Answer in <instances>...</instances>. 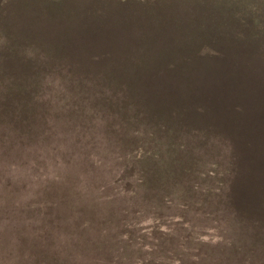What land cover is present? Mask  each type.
Instances as JSON below:
<instances>
[{"label":"rangeland","instance_id":"374dc122","mask_svg":"<svg viewBox=\"0 0 264 264\" xmlns=\"http://www.w3.org/2000/svg\"><path fill=\"white\" fill-rule=\"evenodd\" d=\"M149 1L0 0V264L75 260L105 264L100 256L108 241L116 242L133 264L139 258L148 259L146 264L160 259L176 264L173 257L185 264H214L209 254L225 246L215 245L220 232L212 227L213 216L230 218L227 233L231 240L223 244L239 235L245 241L242 229L248 236L255 233L254 228L232 222L221 174L226 168L232 170L229 164L234 158L240 172L239 148L250 147L244 134L237 132L243 127L234 124L242 123L239 115L244 114L238 113L239 107L231 108L226 91L232 92L231 81H238L239 88L253 82V96L259 80L264 81V72L254 74L264 67V21L258 22L259 17L253 15L259 13L258 6L264 9V0L222 3L232 8H221V19L231 25L241 19L249 31L246 40L234 47L243 48L238 56L231 54L235 42H229L226 33L215 41L209 39L210 34L188 41L192 56L191 51L178 52V43L165 40L172 34L154 21L162 18L158 15L161 0H153L150 9L143 6ZM207 1H201L200 8ZM197 5L196 0L189 2L192 10L187 16H198ZM169 9L173 11L174 4H167ZM178 30L190 33L191 27L187 24ZM210 45L223 47L225 52L207 57L195 51ZM72 49H78L81 56L96 51L101 58V52L105 53L107 60H114L112 66L174 65L163 66L172 69L155 76L147 69L131 81L108 73L94 75L99 72L97 62L95 71L82 77L72 59L60 56ZM251 53L257 60L245 57ZM228 61H250L251 69L235 68L240 78H225L221 91L212 85L216 78L206 77L204 71L193 72L197 63H212L210 67L217 69L214 63ZM220 93H226V102L218 108ZM139 145L146 147L137 156H143V162H137L138 171L128 177V161L135 162L141 154ZM251 147L252 162L257 165L263 157L256 144ZM190 162L201 170L199 174H184ZM216 170L221 177L211 175ZM255 197L260 213L264 196ZM94 204L98 214L108 219L115 216L124 226L112 223V230L98 222L70 226L68 220L77 212L92 209L95 214ZM131 205L142 209L133 227L127 222L133 219L126 211ZM154 212L174 218L185 214L191 225L175 227L177 222L171 221L176 231L152 230L145 217ZM120 233L123 237L118 240ZM197 256L202 258L199 263L193 259Z\"/></svg>","mask_w":264,"mask_h":264},{"label":"trees","instance_id":"16d2710c","mask_svg":"<svg viewBox=\"0 0 264 264\" xmlns=\"http://www.w3.org/2000/svg\"><path fill=\"white\" fill-rule=\"evenodd\" d=\"M186 2V5L184 2ZM192 0H161V11H159L158 15H160L162 18L155 17L154 21L155 23L159 21V26L161 27L162 31H167L169 34H172L165 40H168L169 42L178 43L177 50L178 52L186 53V51H191V56L193 53V46L188 47V41L191 40H198V39H205V36H210L212 38H209L211 40H219L220 35L222 33H226L231 41V43H234V46L231 50V54H234V56H238V52L241 51L243 48L238 47L234 50V47L239 46L241 43H243L246 40L247 29L244 28L242 25L241 19L239 20L238 25H231L230 23H225L220 15L219 11L220 9L225 10H231V6H222V3L229 2L230 0H208L206 3L204 2L202 4V7L200 8L199 3L204 0H196L198 2V5L196 7V10H199L201 12H198L196 18L194 19L191 15L187 16V13L192 10L188 7L189 2ZM174 4V10L170 12L169 10H166L167 4ZM264 5V1L261 3ZM143 6H149V9L153 6V0L149 2H144ZM259 7V13L253 14L255 16L259 17L258 22L264 21V9L260 6ZM216 13V14H215ZM157 14V13H156ZM215 14V15H213ZM185 16H187L185 18ZM184 18V19H183ZM189 18L191 20H195L192 22H189ZM201 19L200 22H198ZM221 20V21H220ZM189 24L191 27V32L188 33H182L180 32L184 25ZM158 26V27H159ZM237 30L234 35L230 34L231 30ZM259 30V28H258ZM171 32V33H170ZM177 34V35H175ZM178 36V38H177ZM157 37H160V34L156 35ZM251 37L248 39L247 44L250 46V43H252V40H250ZM221 41V40H220ZM187 42V43H186ZM168 49V48H165ZM199 50L200 53H202V56L207 57H218V54L221 52L224 53L225 50L223 47L219 48H212L210 45L206 48V46L202 48H195V51ZM164 49L162 48V52ZM229 54V55H231ZM251 55V56H250ZM245 56L250 57L252 59H256L254 56H252V53ZM61 57L72 59V65H74L76 68L81 69L82 72L78 75L80 76H86V74H89L91 69L95 71V64L99 63V72H96L94 75H98L99 77L104 76V73H108L110 75H114L115 78H122V77H128L131 78V81H135L136 76L140 74H145V70H149V74L155 76L159 71L164 70L167 68L169 70L172 69V67H163L166 65L173 66L172 63H164L162 66L159 63H152V64H146L147 66H155V67H140V66H134L129 65L128 67H123L121 63L113 64L112 59L107 60L108 55L101 52V58H99L96 55V51H88L84 55L81 56L80 53H78V49H72V51H68L66 53L60 54ZM120 57V56H119ZM257 60V59H256ZM208 61V60H207ZM84 63V64H82ZM250 61L240 63L237 61L236 63H214L217 67V69H212L213 67H210V64L212 63H197L195 64L197 66L196 70L193 71L195 74L200 73L201 71H204V75L206 77H210L211 79H217L218 81L215 82L213 80L212 84L215 85V90L221 91L223 82L225 78L228 77H238L235 74V68H241V69H251L249 65ZM257 63V61H256ZM254 64V63H253ZM110 67H106L109 66ZM106 67V68H103ZM67 67H64L66 69ZM253 69V68H252ZM254 69H257V65H255ZM259 71L254 72L256 73H263L264 67L259 68ZM247 71V70H246ZM178 72V70H177ZM249 72V71H248ZM173 74L176 73V71L172 72ZM177 74V73H176ZM200 75V74H199ZM242 75L245 77L246 74L242 73ZM202 77V75H201ZM251 79V78H247ZM246 79V80H247ZM233 84V90L232 92L229 91L227 88V93L230 94L231 97L228 98V101L232 104L231 108H238V113L244 114L239 115L240 121L242 123H234L235 127H243L238 128L237 132L244 134V139L248 140L246 144L250 147L243 146L240 147V153L242 154L241 159L239 160V170L240 172H237L236 170V159L234 158V162L232 164H229L231 167V171L229 168H226L225 170H222L223 174L222 177L224 178V182L222 184L225 185L226 190V205H227V211L230 214V217L232 218V222H236L238 226L243 228L244 225L254 228L255 233L252 236H248L246 233V229H242L244 232V238H241L239 235L236 238H233L232 241H230L227 244H223L227 239H230V236L228 235L229 227H230V218L229 221L220 219V216H213V229L214 231L220 232L217 236L216 240V246L222 247L220 249V252L217 254H214L213 252L209 254V257H212V261L214 264H264V207L260 210H262L260 213L257 210V198L255 197L256 194L264 196V81L262 79L259 80V83L257 85L258 91L256 94L252 95V91L254 89L253 82L249 83L248 85H245L242 88H239L238 81H231ZM237 96L243 98H240L239 101L237 100ZM251 96V97H249ZM221 97L222 101H219L216 103L218 108L221 107L220 103L226 102V93H220L216 96V100H218ZM250 98V100L248 99ZM239 124V125H238ZM232 126V125H228ZM258 137V138H257ZM257 138V142H253ZM256 144L257 148L260 150V157H263V161H260L259 164L253 163V157L254 152L253 148L251 147L252 144ZM141 154H137L136 158H134L135 162L128 161L127 167H126V174L128 177L131 172L134 173V170L138 171L137 162H143L142 157L138 158L137 156L143 155L145 152V148L140 147ZM182 147L184 145L181 144ZM185 148V147H184ZM257 148H254L255 151ZM235 156L236 152H235ZM219 164L215 165V168H218ZM201 170L197 167L195 163L190 162L185 168H184V174L190 175V174H199ZM213 176H219L218 171H212ZM208 176V174H206ZM210 175V176H211ZM254 175V176H253ZM180 179H182L180 177ZM229 182V185H228ZM255 194V195H254ZM230 197H229V196ZM104 196H112L104 195ZM135 200V197H133ZM97 204L92 205L93 209L95 211V214L92 209L89 211H80L76 213L75 216L72 218H69L68 221L72 222L70 226H89L91 222H98L100 225H107V229H111L109 225L112 223H117L121 226V228L124 226V223H120L115 216L113 218H106L104 214H98L97 210ZM231 205V208H230ZM91 206V207H92ZM129 216L133 217V219L128 224L133 227L135 219H139V216L142 214V209L140 207L132 206L128 209H126ZM90 214V215H89ZM78 215V216H77ZM77 216V217H76ZM146 218V220H145ZM144 220L147 224L151 225L152 230L158 229L159 227H163L167 229L168 231H176L173 230L174 228L170 227V222H177L178 225L175 227H179L182 224L191 225V222L186 218L185 214H177L176 218L174 216H168L161 212H154L148 216H146ZM7 219V218H6ZM101 219L102 221H100ZM94 224V223H93ZM92 224V225H93ZM127 224V225H128ZM126 225V224H125ZM103 227V226H101ZM112 230V229H111ZM228 235V236H227ZM123 237V234H119L118 240H121ZM150 245V244H149ZM148 246V245H147ZM154 248V246H149ZM152 254H149V257H151ZM125 256L123 253H120V248L116 242H110L104 243V249L103 254L100 256V258H103L105 260V264H131V260H126L128 258H124ZM145 258H139L135 264H146L148 262V259ZM195 263H199L202 261V258L200 256L193 257ZM126 261V262H125ZM167 261V260H166ZM172 261H176V264H185L181 258L179 257H173ZM165 260L160 259L157 260L156 263L152 264H164ZM67 264H79L76 260L72 263ZM133 264V263H132ZM170 264L171 259H170Z\"/></svg>","mask_w":264,"mask_h":264}]
</instances>
